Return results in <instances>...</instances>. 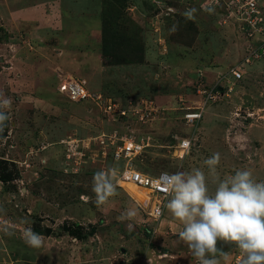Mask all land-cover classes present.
<instances>
[{"label": "rangeland", "instance_id": "1", "mask_svg": "<svg viewBox=\"0 0 264 264\" xmlns=\"http://www.w3.org/2000/svg\"><path fill=\"white\" fill-rule=\"evenodd\" d=\"M227 1L0 0V99L11 100L0 109L8 116L0 131V222L13 232L0 230V264H198L167 227L178 223L167 210L152 238L149 207L121 186L119 162L100 154L103 133L124 122L72 102L59 86L81 78L93 93L153 110L129 125L152 137L139 162L149 173L199 168L212 193L217 180L203 162L218 152L220 179L249 169L264 181V53L245 62L261 34L227 16ZM236 70L243 78L233 79ZM211 88L221 94L190 124L185 114ZM185 137L192 145L180 159ZM101 169L115 170L117 195L98 208L91 189ZM128 208L137 216L120 222ZM26 228L43 238L40 247L25 244ZM217 247L220 264H238L234 245Z\"/></svg>", "mask_w": 264, "mask_h": 264}, {"label": "clouds", "instance_id": "2", "mask_svg": "<svg viewBox=\"0 0 264 264\" xmlns=\"http://www.w3.org/2000/svg\"><path fill=\"white\" fill-rule=\"evenodd\" d=\"M10 107L11 100L0 99V109ZM7 119L5 112L0 111V131H3ZM220 159L217 152L203 162L217 180L212 193L209 192L205 173L199 168L170 174L166 183L158 182L160 190L170 197L165 207L171 217L182 225L178 237L187 245L198 264H220L216 257L217 246L221 242L238 249V264H264V181L256 180L249 169H238L220 179L217 177ZM115 181L116 172L112 169H101L93 174L91 190L95 193L93 203L98 208L117 195ZM136 216L137 210L128 208L117 219L120 222L132 221ZM0 224L3 225L0 230L5 235L13 234L6 221ZM127 227L131 229L132 224ZM21 238L33 248L43 243V238L31 228H26ZM222 255L228 258L226 253Z\"/></svg>", "mask_w": 264, "mask_h": 264}, {"label": "built area", "instance_id": "3", "mask_svg": "<svg viewBox=\"0 0 264 264\" xmlns=\"http://www.w3.org/2000/svg\"><path fill=\"white\" fill-rule=\"evenodd\" d=\"M226 9L227 16L240 20L247 31L261 34L256 48L248 55L245 62H248L251 57L259 55V53H264V0H228ZM232 77L235 80L243 78V71H233ZM59 89L72 102L92 103L108 118L119 120L121 123L124 122L123 129L103 133L102 138L99 140L103 150H100V154H108L114 161L119 162V174L122 181L132 183L148 194L150 198L148 213L153 219V223L150 224V231L152 238L155 237L161 219L167 210L165 205L170 198L160 190L157 184L158 182L166 183L168 175L173 174V172L161 170L157 173H149L143 167H139V162H143L145 152L152 145V137L146 132H138L137 124L145 123V118L149 119L153 110L142 106V104L124 106L121 102L101 92L93 93L87 88L85 80L81 78L65 79L60 84ZM200 92L204 97L202 104L185 114V118L190 124L201 118L205 105L217 99L221 94L220 90L216 88L203 89ZM134 122L137 124L134 128H130L129 125ZM75 143L77 142L75 141ZM191 145L192 140L190 138H182L176 146L175 156L182 159L191 149ZM106 147H109L108 152L105 150ZM77 148L79 149V146L71 148L74 150L73 156L77 155ZM166 256L170 255L163 254V257ZM150 261H152L151 258H143L140 264H153V261L149 263Z\"/></svg>", "mask_w": 264, "mask_h": 264}, {"label": "bare ground", "instance_id": "4", "mask_svg": "<svg viewBox=\"0 0 264 264\" xmlns=\"http://www.w3.org/2000/svg\"><path fill=\"white\" fill-rule=\"evenodd\" d=\"M121 186L138 202H141L144 206L148 205V200H150L148 194L141 188L135 186L132 183L124 182L121 180Z\"/></svg>", "mask_w": 264, "mask_h": 264}, {"label": "crops", "instance_id": "5", "mask_svg": "<svg viewBox=\"0 0 264 264\" xmlns=\"http://www.w3.org/2000/svg\"><path fill=\"white\" fill-rule=\"evenodd\" d=\"M148 202H150V200H148ZM148 205H149V203H148ZM147 205V206H148ZM146 206V207H147ZM169 223H171V226L169 225ZM160 225H161V223H160ZM159 225V226H160ZM167 227H175V229H176V232H177V234H178V232L182 229V225L180 224V222L178 221V223H176V222H173V221H167ZM161 228H163V227H159V229H158V231H161ZM158 231H157V233H158ZM170 256H172V255H170Z\"/></svg>", "mask_w": 264, "mask_h": 264}, {"label": "flooded vegetation", "instance_id": "6", "mask_svg": "<svg viewBox=\"0 0 264 264\" xmlns=\"http://www.w3.org/2000/svg\"><path fill=\"white\" fill-rule=\"evenodd\" d=\"M225 246V248L227 249V248H230V246H227V245H224Z\"/></svg>", "mask_w": 264, "mask_h": 264}, {"label": "trees", "instance_id": "7", "mask_svg": "<svg viewBox=\"0 0 264 264\" xmlns=\"http://www.w3.org/2000/svg\"><path fill=\"white\" fill-rule=\"evenodd\" d=\"M107 47V46H106ZM104 53H107V50L106 49H104V51H103Z\"/></svg>", "mask_w": 264, "mask_h": 264}]
</instances>
